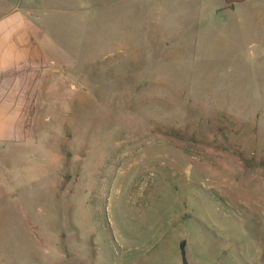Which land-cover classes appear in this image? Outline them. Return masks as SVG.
<instances>
[{
	"label": "rangeland",
	"instance_id": "1",
	"mask_svg": "<svg viewBox=\"0 0 264 264\" xmlns=\"http://www.w3.org/2000/svg\"><path fill=\"white\" fill-rule=\"evenodd\" d=\"M212 3L20 4L0 264H264V8Z\"/></svg>",
	"mask_w": 264,
	"mask_h": 264
},
{
	"label": "crops",
	"instance_id": "2",
	"mask_svg": "<svg viewBox=\"0 0 264 264\" xmlns=\"http://www.w3.org/2000/svg\"><path fill=\"white\" fill-rule=\"evenodd\" d=\"M24 0H0V141H14L16 134L23 132L17 117V101H23L30 94L31 82L26 74V64H30L31 46L16 39L23 35V28L17 23L22 17ZM214 2L215 12L225 15H241L247 11L251 20H261L260 9L264 8V0H210ZM20 70V71H19ZM13 71V74H8ZM20 127V128H19ZM24 128V126H23ZM15 142V141H14Z\"/></svg>",
	"mask_w": 264,
	"mask_h": 264
},
{
	"label": "trees",
	"instance_id": "3",
	"mask_svg": "<svg viewBox=\"0 0 264 264\" xmlns=\"http://www.w3.org/2000/svg\"><path fill=\"white\" fill-rule=\"evenodd\" d=\"M182 249H183V246H182ZM183 260L185 261L184 251H183Z\"/></svg>",
	"mask_w": 264,
	"mask_h": 264
}]
</instances>
